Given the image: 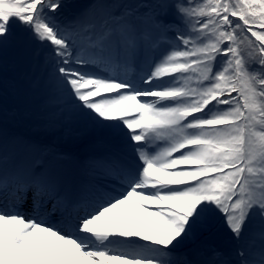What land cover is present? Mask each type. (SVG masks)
I'll use <instances>...</instances> for the list:
<instances>
[{"label":"snow or ice","instance_id":"obj_1","mask_svg":"<svg viewBox=\"0 0 264 264\" xmlns=\"http://www.w3.org/2000/svg\"><path fill=\"white\" fill-rule=\"evenodd\" d=\"M73 7L0 0V264H264V0Z\"/></svg>","mask_w":264,"mask_h":264},{"label":"rangeland","instance_id":"obj_2","mask_svg":"<svg viewBox=\"0 0 264 264\" xmlns=\"http://www.w3.org/2000/svg\"><path fill=\"white\" fill-rule=\"evenodd\" d=\"M87 2H91V0H73V9L70 11L79 10L80 6L85 5ZM72 4V2H70ZM22 56V53L17 50H11L8 53L9 59H14ZM9 80H20L21 73L19 72H9L8 74ZM3 102L7 105L9 110H19L23 111H35L37 105L40 103L38 100H32L28 97L23 91L16 93L9 89L6 97L2 98ZM71 131L67 130H58L55 132H42L38 130H33L28 126H22L21 131L25 134L36 135L40 138L44 139L47 143L51 145H58L64 148H67L69 151L73 153V146H79L81 144L90 145L91 144V136L88 134L78 135L77 133L81 132L84 128V125L80 122H73L70 126Z\"/></svg>","mask_w":264,"mask_h":264},{"label":"bare ground","instance_id":"obj_3","mask_svg":"<svg viewBox=\"0 0 264 264\" xmlns=\"http://www.w3.org/2000/svg\"><path fill=\"white\" fill-rule=\"evenodd\" d=\"M90 147V146H89ZM89 147H86V148H84L83 150L81 149V148H78L77 150H74V152H84V153H86L88 150H89ZM58 150H60V151H63V152H68V153H71V154H73L71 151H69V150H67V149H65V148H60V149H58Z\"/></svg>","mask_w":264,"mask_h":264}]
</instances>
